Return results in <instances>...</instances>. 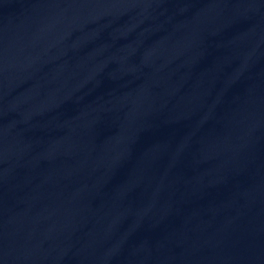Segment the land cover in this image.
Here are the masks:
<instances>
[{"label":"water","instance_id":"1","mask_svg":"<svg viewBox=\"0 0 264 264\" xmlns=\"http://www.w3.org/2000/svg\"><path fill=\"white\" fill-rule=\"evenodd\" d=\"M0 264H264V0H0Z\"/></svg>","mask_w":264,"mask_h":264}]
</instances>
